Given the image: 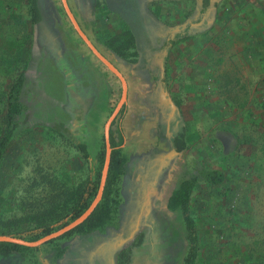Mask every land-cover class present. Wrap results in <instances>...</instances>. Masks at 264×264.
Listing matches in <instances>:
<instances>
[{
    "label": "rangeland",
    "instance_id": "1",
    "mask_svg": "<svg viewBox=\"0 0 264 264\" xmlns=\"http://www.w3.org/2000/svg\"><path fill=\"white\" fill-rule=\"evenodd\" d=\"M90 1L88 38L109 61L115 57L108 49L121 47L132 60L135 42L143 58L150 39L178 40L173 61L161 68L171 105L184 117L186 148H169L164 160L152 150L141 158L135 147L149 140L125 132L122 201L110 226L43 244L33 256H0V264H33L34 257L39 264H185L188 233L181 211L168 210L166 199L180 173L196 167L218 169L224 179L199 181L191 193L193 264H264V0H218L203 13L200 0H142L158 6V15L142 17L113 14L108 0ZM66 2L72 12L73 0ZM39 4L44 20L34 25L29 0H0V136L8 89L20 73L28 104L0 161V235L55 231L68 219L73 198L94 176L104 124L121 93L119 79L78 35L62 0ZM125 4L117 2L123 12ZM126 113L119 121L124 130ZM54 122L87 144V159ZM57 245L65 251L55 259Z\"/></svg>",
    "mask_w": 264,
    "mask_h": 264
},
{
    "label": "trees",
    "instance_id": "2",
    "mask_svg": "<svg viewBox=\"0 0 264 264\" xmlns=\"http://www.w3.org/2000/svg\"><path fill=\"white\" fill-rule=\"evenodd\" d=\"M201 7L200 12L210 11L216 6L218 0H200ZM30 8V22L34 25H40L44 16L40 8L39 0H29ZM264 11V8H263ZM55 36L51 32L48 35ZM130 36V35H128ZM131 39V37H130ZM29 49V63L27 65L28 70H33L34 62L36 57H33L34 51ZM116 51L119 52V47H115ZM31 50V51H30ZM124 50H122L123 52ZM27 77L25 73H20L12 81L8 89L5 108L3 110V129L0 136V161L6 151L9 143L11 142L16 129L21 123V117H26L28 115V104L24 99V87ZM126 103L120 109L118 115L111 123V128L109 132V140L111 145V154L110 162L108 167L107 178L102 194V198L93 210V212L78 226L59 236L58 238L52 239L45 244L54 243L56 240L68 238L74 234L87 235L94 231H103L110 226V223L115 220L116 215H118V209L120 207L122 198H121V178L126 172L128 157L123 150L124 143V132L120 124V120L126 112ZM118 121L116 131L113 129V125ZM55 131H58L64 138L71 139V130L70 128L62 122H54L50 125ZM117 134V136H116ZM104 138V136H103ZM185 129H181L180 132L174 136L172 140V145L176 152H181L186 148L185 144ZM73 144L78 151L82 154L84 158L89 157L87 144L83 141H74ZM105 155V144L102 142L100 149L97 153L96 160L97 165L95 167L94 176L88 179L86 186L80 191L77 192L73 198V205L70 207V212L67 215L68 219L59 223L55 229H59L62 226L66 225L81 213L89 206L91 201L96 195L101 169L104 162ZM224 175L218 169H205L196 167L194 170H183L177 180L176 187L169 193L166 199V207L170 211L180 210L182 213L183 221L185 228L188 233V238L190 240V250L188 256L185 259V264H193V259L195 257V229L192 218L189 214V205L191 193L199 181H206L211 184H216L223 181ZM54 228L50 226L42 227L37 229V232H32L30 236L24 237L19 236L20 238L33 241L36 240L50 232ZM38 247H28L16 243L10 242H0V256L6 257L13 253H18L23 257L33 256ZM54 253L53 257L56 259L61 257L65 249L56 246L53 248ZM33 264H39L38 260L34 257Z\"/></svg>",
    "mask_w": 264,
    "mask_h": 264
},
{
    "label": "crops",
    "instance_id": "3",
    "mask_svg": "<svg viewBox=\"0 0 264 264\" xmlns=\"http://www.w3.org/2000/svg\"><path fill=\"white\" fill-rule=\"evenodd\" d=\"M125 1L126 11L123 12L117 6L118 0H113V2L112 0H108L107 2H109L111 9L115 11L114 13L111 11V13L119 15H126L127 13V15L135 16L138 11L137 15L140 17L144 14L150 16L158 15V6H153L152 1L150 3H144L142 0ZM73 2L74 7H71L72 5L69 2L71 10L72 8L74 10H72V13L80 28L89 36L87 33L88 29H90V19L85 16L92 12L90 10L92 2L90 0H73ZM204 32L208 31L203 29ZM177 41L175 40L170 44V38L160 40V43L157 40L152 41L150 39L144 44L146 54H143V58L137 53L138 45L135 42L136 48H134L135 46L133 48L136 51V55L132 60L130 57H126L127 53L126 51L122 52L121 47H119V52L115 48L106 51L108 55L115 57V60L111 58L112 61H110L121 72L127 84V113L122 120V124L125 120L124 127L126 130L123 129L124 134L125 132H138L133 135L141 136L143 140H149V142L146 141L140 146L135 147L138 156L141 158L146 157L145 159H147L150 156L151 150L152 153L156 154V160H164L169 148L175 153H179L174 150L172 140L182 129V122L180 123V120L184 119V117L176 113L175 108L171 105L170 97L167 91L164 90V85L167 81L163 77V69L161 68L164 60H167V62L173 61L171 57L176 55L175 48L176 46H180L177 45ZM222 47V42L220 44L218 42V50ZM130 128H134L135 130H130ZM186 135L187 132L185 131L184 140L187 145Z\"/></svg>",
    "mask_w": 264,
    "mask_h": 264
},
{
    "label": "water",
    "instance_id": "4",
    "mask_svg": "<svg viewBox=\"0 0 264 264\" xmlns=\"http://www.w3.org/2000/svg\"><path fill=\"white\" fill-rule=\"evenodd\" d=\"M63 6L66 10V13L78 33V35L82 38V40L85 42L87 47L91 50V52L119 79L121 83V93L119 100L117 104L115 105L114 109L110 113L109 117L107 118L105 124H104V144H105V155H104V162L103 166L101 169V174H100V180H99V185L98 189L96 192L95 197L89 204V206L85 209L83 213H81L78 217L67 223L66 225L62 226L61 228L52 231L36 240L29 241L20 237H15V236H9V235H0V242H10V243H16L28 247H39L48 241L58 238L59 236L63 235L64 233L68 232L69 230L75 228L79 224H81L95 209L97 204L102 198L106 178H107V173H108V167H109V162H110V154H111V145H110V140H109V132L111 128V123L112 121L116 118L118 115L120 109L122 106L126 103L127 99V84L126 80L121 74V72L117 69V67L110 62L105 56H103L92 44L91 40L88 38V36L83 32V30L80 28L77 20L73 16L72 12L69 9V6L66 2V0H62Z\"/></svg>",
    "mask_w": 264,
    "mask_h": 264
},
{
    "label": "flooded vegetation",
    "instance_id": "5",
    "mask_svg": "<svg viewBox=\"0 0 264 264\" xmlns=\"http://www.w3.org/2000/svg\"><path fill=\"white\" fill-rule=\"evenodd\" d=\"M127 106V105H126ZM123 129V128H122ZM149 157H151V156H149Z\"/></svg>",
    "mask_w": 264,
    "mask_h": 264
}]
</instances>
